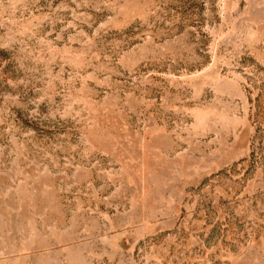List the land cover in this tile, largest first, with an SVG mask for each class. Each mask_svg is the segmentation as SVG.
<instances>
[{"label": "rangeland", "instance_id": "obj_1", "mask_svg": "<svg viewBox=\"0 0 264 264\" xmlns=\"http://www.w3.org/2000/svg\"><path fill=\"white\" fill-rule=\"evenodd\" d=\"M0 264H264V0H0Z\"/></svg>", "mask_w": 264, "mask_h": 264}]
</instances>
